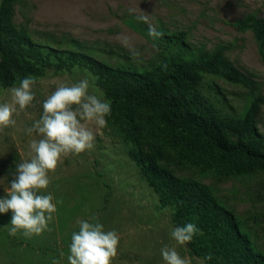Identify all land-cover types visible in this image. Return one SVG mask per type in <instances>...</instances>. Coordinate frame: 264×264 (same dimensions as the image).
I'll list each match as a JSON object with an SVG mask.
<instances>
[{
    "label": "rangeland",
    "instance_id": "rangeland-1",
    "mask_svg": "<svg viewBox=\"0 0 264 264\" xmlns=\"http://www.w3.org/2000/svg\"><path fill=\"white\" fill-rule=\"evenodd\" d=\"M251 14L264 17V0H15L12 22L35 40L55 47L82 50L115 66L131 63L142 67L158 59L163 51L158 41L151 40L140 28L148 24L138 17L147 16L160 32L182 33L195 50H221L224 58L253 76L264 94V57L259 41L250 27L237 23ZM124 37L139 51V57L121 43ZM35 79V99L23 110L16 105L12 117L15 125L0 129V198L6 195L16 166L35 155L30 144L40 137L27 129L40 119L44 100L57 87L88 79L89 93L106 99L95 75L80 66L69 71L49 70ZM212 80L226 93L234 109L240 111L247 106L246 88L220 78ZM17 86L0 85V103H11L10 89ZM88 126L95 133L94 147L61 156L56 170L48 173V188L40 190V194L51 193L57 206L48 229L31 236L18 230L11 236L12 212L0 213V264H53V260L68 264L71 235L79 231L78 221L92 216L105 231L114 230L120 238L112 264H165L161 255L165 245L175 247L192 264H201L204 259L191 255L186 244L179 245L172 238L171 231L176 227L172 209L160 203L158 194L140 174L131 157L134 143L122 141L107 127L97 130L94 123ZM257 126L264 133V104ZM169 168L178 176L214 187L244 222L255 247L264 252V173L252 170L214 176L192 167Z\"/></svg>",
    "mask_w": 264,
    "mask_h": 264
},
{
    "label": "trees",
    "instance_id": "trees-1",
    "mask_svg": "<svg viewBox=\"0 0 264 264\" xmlns=\"http://www.w3.org/2000/svg\"><path fill=\"white\" fill-rule=\"evenodd\" d=\"M14 1L0 0V85L74 66L91 71L111 103V114L105 117L108 130L134 143L131 157L160 203L171 207L174 225L192 222L200 229L186 243L190 254L206 264H264V252L216 189L169 168L192 167L214 176L264 173V133L257 126L264 94L253 76L224 58L221 50H195L182 33L162 31L153 39L143 25V33L163 48L159 58L142 67L115 66L82 50L35 40L13 24ZM237 23L253 30L264 57V17L251 14ZM164 63L166 71L161 69ZM212 78L246 88L247 106L234 109Z\"/></svg>",
    "mask_w": 264,
    "mask_h": 264
},
{
    "label": "clouds",
    "instance_id": "clouds-1",
    "mask_svg": "<svg viewBox=\"0 0 264 264\" xmlns=\"http://www.w3.org/2000/svg\"><path fill=\"white\" fill-rule=\"evenodd\" d=\"M138 19L148 24V35L153 39L163 35L147 16ZM121 43L134 57H139V51L131 47L129 38H122ZM161 69L166 71L167 64H162ZM36 83L29 75L19 86L10 89L12 102L0 103V129L15 125L12 117L17 112L16 105L23 110L32 103L35 99L32 89ZM89 87L88 79L71 85L61 84L44 100L40 119L27 129L29 134L35 132L40 137L30 144L35 155L30 161L16 166L14 178L5 189L6 195L0 198V213L12 212L9 235L15 236L18 230H23L25 236L40 235L48 229L53 213L57 211L53 195L40 194V190L49 186L48 173L56 170L61 156L80 154L94 147L95 133L89 123H94L97 130L107 126L105 117L111 114V103L102 96L90 94ZM78 224L79 231L71 235L68 264H112L117 256L118 234L114 230L105 231L96 216L80 220ZM199 232L196 224L188 222L173 227L171 236L177 244L185 245ZM161 255L165 264H192L191 259L182 258L175 247L165 245ZM211 258L209 255L205 260ZM53 264L58 262L53 260Z\"/></svg>",
    "mask_w": 264,
    "mask_h": 264
}]
</instances>
